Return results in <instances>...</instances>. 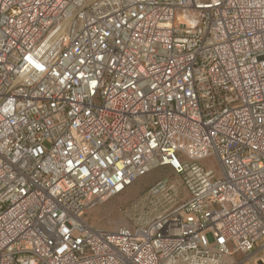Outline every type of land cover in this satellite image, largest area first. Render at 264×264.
Instances as JSON below:
<instances>
[{
	"label": "built area",
	"instance_id": "obj_1",
	"mask_svg": "<svg viewBox=\"0 0 264 264\" xmlns=\"http://www.w3.org/2000/svg\"><path fill=\"white\" fill-rule=\"evenodd\" d=\"M157 167L136 222H87ZM234 254L264 264V0H0V264Z\"/></svg>",
	"mask_w": 264,
	"mask_h": 264
},
{
	"label": "rangeland",
	"instance_id": "obj_2",
	"mask_svg": "<svg viewBox=\"0 0 264 264\" xmlns=\"http://www.w3.org/2000/svg\"><path fill=\"white\" fill-rule=\"evenodd\" d=\"M199 163L211 169L216 177L220 176L218 164L213 157L200 159ZM162 178H166L172 182H178L181 175L175 174L169 167H157L132 182L120 194L111 196L107 200L92 206L87 211L85 219L93 226L106 230H115L120 225H132L142 214L143 209H141L140 204H138L142 195L152 184ZM183 191L184 196H188L187 189ZM134 204L137 205L136 209L131 210L130 213L127 214L126 211ZM241 257V254L224 256V262L222 264H233Z\"/></svg>",
	"mask_w": 264,
	"mask_h": 264
}]
</instances>
